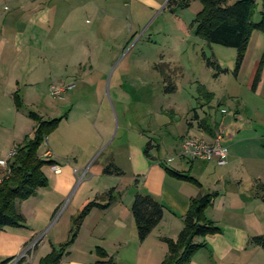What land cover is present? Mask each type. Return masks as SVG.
Instances as JSON below:
<instances>
[{
    "label": "rangeland",
    "instance_id": "rangeland-1",
    "mask_svg": "<svg viewBox=\"0 0 264 264\" xmlns=\"http://www.w3.org/2000/svg\"><path fill=\"white\" fill-rule=\"evenodd\" d=\"M6 1L11 6V1ZM89 3L91 8L96 4L102 12L117 15L121 21L110 17L98 21L90 11L83 16L82 36L74 38L72 46L64 44L56 59L44 54L40 58L39 52L31 49L35 56L28 59L26 69L34 68L32 72L25 74L23 68L11 67V76L19 79L12 100L17 93L20 106H12L11 101L8 113L2 110L6 103L0 102V159H5L25 135L32 133L34 121L29 114L34 113L43 119H60L38 153L54 148L61 156L59 163L70 162L77 169L70 193L61 196L51 195V176L45 166V190L40 188L21 205L24 226L8 228L27 233L28 245L35 242L32 252L28 253L30 264H38L52 248L57 249L68 240L73 218L88 202L70 218L77 198L88 195L89 201L101 202L103 199L99 195L95 197L91 188L107 192L119 183L116 179L121 177L103 174L102 170L109 161L128 169V141L138 142L143 135L163 146L175 147L185 126V113L192 107L199 116L207 117L211 127L216 123L221 128L222 124L221 143H241L244 173L251 176L254 192L264 191V75L260 87L256 91L251 89L264 50V34L252 32L234 75L236 50L208 44L194 32L191 24L201 8L197 0L173 12L166 8L150 10L134 0H89ZM254 3L253 20L257 21L262 3L261 0ZM83 39L85 43L81 45L89 49V55H82L77 48ZM15 45L23 51V44ZM38 45L32 43L39 49ZM208 60L215 66H208ZM169 83L176 87L174 92L165 91ZM68 85L73 88L61 97L52 96L50 86ZM101 130L108 131V139L103 144L93 137ZM152 153L157 154L154 150ZM161 154L159 151L158 155L163 158ZM86 166H91V170L84 177ZM92 173H98V177L87 181ZM191 175L203 186L211 179L208 172L194 170ZM123 178L122 185L130 174ZM226 186L229 188L231 184L227 182ZM73 194L74 200L70 201ZM86 216L88 219H83L59 264H95L109 259L120 264H145L144 251L150 250V245L139 251L127 238L126 245L122 246L115 242L120 231L97 227L96 217ZM101 250L105 256L99 254Z\"/></svg>",
    "mask_w": 264,
    "mask_h": 264
},
{
    "label": "crops",
    "instance_id": "crops-1",
    "mask_svg": "<svg viewBox=\"0 0 264 264\" xmlns=\"http://www.w3.org/2000/svg\"><path fill=\"white\" fill-rule=\"evenodd\" d=\"M9 1L12 3L11 6L7 5L6 0H0V6L3 4V11H0V102L6 103V106L2 105V110L8 113L11 110V101L12 106H14L12 100L14 88L19 84V79L15 75L11 76L12 66L23 68L25 74L32 72L34 68L26 69L28 59L35 56L32 50H37L40 58L44 54L46 57L56 59L65 45L69 46L70 44L72 46L74 38L82 36L80 31L81 27H84L83 16L88 15L90 11H93L98 21H101L100 18L104 20L106 17L121 21V18L117 15L109 14L107 11L102 12V9L96 4H93L94 8H91L92 5H90L89 0ZM134 1L143 4L150 10L164 8L170 10L166 6L168 0ZM123 5H125L124 2ZM86 22L88 21L86 20ZM125 38H128V36ZM44 40L45 42L41 46L40 42ZM78 42L75 41L74 43ZM17 43L23 44L21 48L23 51L18 50L15 45ZM32 43H38L39 49L32 46ZM84 43L83 39L78 43L77 48L82 55H89V49L81 45ZM113 49L114 45L111 47V50ZM261 75L260 82L254 91L260 87L264 67ZM68 86H58L64 88L63 91L57 96H52L61 97V94L73 88V86L67 88ZM190 109L191 112H189ZM190 109L185 113V126L178 135L175 147L171 144L170 146L169 144L163 146L141 135L138 142L128 141L127 143L128 169L118 165L115 161H109L122 171L121 175H116L121 177L116 179L119 183L111 187L117 197L105 209L93 208L88 213V217H96L95 226L97 227H109L112 230L120 231L119 236L115 238V242L122 244V246L126 245L124 242H127V238L129 239L128 242L134 243L139 251L150 245L149 248L152 247V250H143L144 254L147 255L145 264H159L167 251L166 244L161 238H176L182 228V216L187 212L190 200L198 195L214 194L210 204L204 211V215L217 225L220 231L214 235L197 239L199 242H204V247L194 254L190 264H264V251L259 246L250 243L251 237L264 234V191L263 193L254 192L251 176L248 172H246V175L244 173L245 157L240 147L241 143L236 141L221 143V131L224 129L222 124L220 123L221 128H218L216 123L213 127L209 125L205 128L202 126L204 117L199 116L193 107ZM197 134L205 137H199ZM217 135L220 136V145L227 151L225 165L219 166L214 161L188 159L178 155L181 140L185 136H194L211 142ZM107 136L108 131L101 130L93 137L99 138L103 144L108 139ZM231 138L233 139L234 136H231ZM145 148H147L148 157L144 154ZM153 150L157 153L156 155H153ZM159 151H162L161 156L164 154L163 158L158 155ZM40 156L53 161L51 165L46 166L49 168L51 176L49 177L52 187V190H50L51 195L69 194L76 180L75 173L77 169L72 168L70 162L59 163V157L61 156L54 148L46 149ZM52 165L58 166L60 171L57 173L51 171L50 166ZM89 170H91V166H86L83 169L84 177L87 176ZM167 170L190 175L194 170L208 172L211 179L207 185L203 186L194 177L198 182V185H196L176 178L169 174ZM43 172L45 173L44 167ZM3 173V168L0 167V178ZM128 174H130V178L122 185L123 177ZM97 175L98 173L89 174L86 179L91 181L93 176L98 177ZM226 178H229V181ZM131 180L133 181L131 182ZM227 182L231 184L229 188L226 186ZM91 190L95 197L104 193V191L99 192L93 187ZM136 193L148 194L163 206L162 219L143 241L138 240L131 213V204ZM74 197L75 194L72 195L70 201L74 200ZM89 198L88 195L77 198L74 209L70 213V218L89 201ZM23 202L19 204L18 209L25 219L21 209ZM100 203L105 202L101 201ZM86 219H88L87 216L84 220ZM127 234L128 237H126ZM79 235L80 233L77 238H79ZM28 243L27 233L25 232L8 228L0 230V259L18 256ZM155 247L158 249L156 252ZM111 264L120 263L113 259Z\"/></svg>",
    "mask_w": 264,
    "mask_h": 264
},
{
    "label": "trees",
    "instance_id": "trees-1",
    "mask_svg": "<svg viewBox=\"0 0 264 264\" xmlns=\"http://www.w3.org/2000/svg\"><path fill=\"white\" fill-rule=\"evenodd\" d=\"M191 0H168L166 6L173 12L176 9L188 7ZM201 8L196 13L192 24L194 32L203 38L208 44H218L231 47L236 50L234 75L242 63L245 51L253 31L264 34V0H261L262 9L257 21L253 20L255 11L254 0H197ZM208 66H215L213 62L207 61ZM264 67V50L255 71L251 89L255 90L261 78ZM176 87L169 83L165 87L166 92H174ZM13 103L16 108L20 106L19 97L13 95ZM34 121L32 133L25 136L22 143L16 147L14 156L8 161L9 172L3 174L0 180V230L24 226L25 219L19 211L21 202L34 196L38 189L47 186V178L43 167L53 163L50 159H44L38 153L40 145L45 141L49 133L55 130L60 122L59 118L43 119L34 113L29 114ZM206 118H203L202 126L209 127ZM144 154L148 157L147 148ZM169 174L178 179L198 185L197 180L190 174H180L167 170ZM103 174L121 175L122 171L108 163L102 170ZM214 194H203L192 198L189 202L187 212L182 216V228L175 239L162 237L166 244L167 251L159 264H190L194 254L204 247V242L197 241L214 235L220 228L208 220L204 211L211 202ZM117 197L114 189L102 193L98 198L105 203L94 200L88 201L79 214L72 220V229L68 240L57 249L52 248L49 253L41 257L38 264H59L66 247L75 239L85 216L93 209H105ZM264 198V196H263ZM131 213L136 226L137 237L143 241L162 219L163 206L148 194L136 193L131 204ZM250 243L259 246L264 251V234L250 238ZM100 255L105 256L101 250ZM13 257L0 261V264H7ZM109 259L105 262L95 264H111Z\"/></svg>",
    "mask_w": 264,
    "mask_h": 264
},
{
    "label": "built area",
    "instance_id": "built-area-1",
    "mask_svg": "<svg viewBox=\"0 0 264 264\" xmlns=\"http://www.w3.org/2000/svg\"><path fill=\"white\" fill-rule=\"evenodd\" d=\"M69 85L67 88H71ZM64 88L50 86V92L53 96H57L63 91ZM220 136L217 135L211 142H207L203 139H199L194 136H185L180 143L178 155L188 159H200L204 161H214L217 165L223 166L226 164L227 151L220 145ZM16 148L10 150L5 159H0V167L3 168L4 175L9 172L8 161L14 156ZM50 170L57 173L60 171L56 165L50 166ZM1 180V178H0ZM35 242L27 245V247L19 253L16 258L10 260L7 264H30L29 254L32 252V247Z\"/></svg>",
    "mask_w": 264,
    "mask_h": 264
}]
</instances>
